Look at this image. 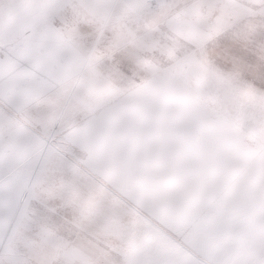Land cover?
<instances>
[{"label": "rangeland", "instance_id": "obj_1", "mask_svg": "<svg viewBox=\"0 0 264 264\" xmlns=\"http://www.w3.org/2000/svg\"><path fill=\"white\" fill-rule=\"evenodd\" d=\"M0 264H264V0H0Z\"/></svg>", "mask_w": 264, "mask_h": 264}]
</instances>
